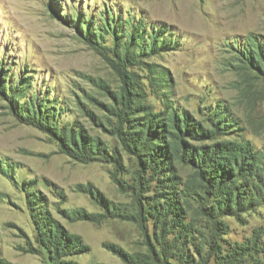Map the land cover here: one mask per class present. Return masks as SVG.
<instances>
[{
    "label": "rangeland",
    "instance_id": "rangeland-1",
    "mask_svg": "<svg viewBox=\"0 0 264 264\" xmlns=\"http://www.w3.org/2000/svg\"><path fill=\"white\" fill-rule=\"evenodd\" d=\"M0 264H264V0H0Z\"/></svg>",
    "mask_w": 264,
    "mask_h": 264
},
{
    "label": "trees",
    "instance_id": "trees-1",
    "mask_svg": "<svg viewBox=\"0 0 264 264\" xmlns=\"http://www.w3.org/2000/svg\"><path fill=\"white\" fill-rule=\"evenodd\" d=\"M175 123H176V121H175ZM139 136H137L136 137V139L138 138ZM135 141V140H134ZM140 141H141V138H140ZM145 146V145H144ZM154 147H156V146H154ZM188 148V147H187ZM156 149H158L157 147H156ZM229 152V151H228ZM205 156H206V154L204 155V158H205ZM210 160V162H209V166H205V167H203V168H205V171H204V173H201L202 175H204L205 176V178L206 179H208V180H210L211 181V179H212V177H214V176H216V174L217 173H221V174H224L225 175V173H226V176H228L229 174H230V172L229 171H227L228 169H227V167H220V164H217V162L215 161V160H212V159H209ZM239 176V175H238ZM241 176V180H243V176L245 177V175H240ZM239 176V177H240ZM214 179H212V181H213ZM230 183H231V185H232V187L234 188V190L236 191V192H240V191H242V189L243 188H245L246 186H244V187H242V188H240V190H239V188H237V185L235 184V183H232V181H230ZM238 189V190H237ZM229 190L230 189H227V191H221V192H226L227 193V195H228V197H227V200L226 201H230L231 199H232V195H231V193L229 192ZM243 192V191H242ZM239 197H237V200H239L238 199Z\"/></svg>",
    "mask_w": 264,
    "mask_h": 264
}]
</instances>
